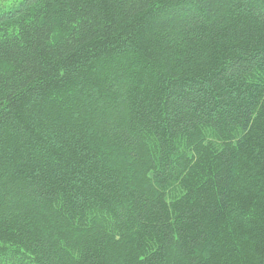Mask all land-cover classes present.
<instances>
[{"label":"trees","instance_id":"16d2710c","mask_svg":"<svg viewBox=\"0 0 264 264\" xmlns=\"http://www.w3.org/2000/svg\"><path fill=\"white\" fill-rule=\"evenodd\" d=\"M0 242L9 264H264V0L0 10Z\"/></svg>","mask_w":264,"mask_h":264},{"label":"rangeland","instance_id":"374dc122","mask_svg":"<svg viewBox=\"0 0 264 264\" xmlns=\"http://www.w3.org/2000/svg\"><path fill=\"white\" fill-rule=\"evenodd\" d=\"M21 0H0V10H9V9H11L12 7H14V6H16V5H18V3L20 2ZM68 109V112H70V113H72V114H77L75 111H73L72 109H70V107H68L67 108ZM68 112L66 113V114H68ZM118 163L120 164V165H123V164H125V161L124 160H120L119 159V161H118ZM256 206H254V208H253V210H252V212L251 213H248V214H245L244 216H245V220H247V221H252V220H256V218H257V215H256V208H255ZM18 224V223H17ZM21 224L19 223V226H20ZM247 224H245V226H246ZM22 227V226H21ZM16 229V228H15ZM239 236V235H238ZM4 242H0V245H6V248L8 249V250H11V249H14V247L15 246H13V245H10V244H7V243H4ZM242 245L244 246V248H241V253H242V258L243 259H245L246 260V254H247V246L249 245V243L248 242H246V243H242ZM246 247V248H245ZM126 257H129V254L127 253L126 254ZM10 259H11V256H6V257H4V261L2 262V259H1V264L3 263V264H9V262H10ZM13 259V258H12Z\"/></svg>","mask_w":264,"mask_h":264}]
</instances>
